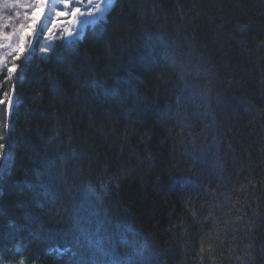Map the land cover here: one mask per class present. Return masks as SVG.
<instances>
[{
  "label": "trees",
  "instance_id": "obj_1",
  "mask_svg": "<svg viewBox=\"0 0 264 264\" xmlns=\"http://www.w3.org/2000/svg\"><path fill=\"white\" fill-rule=\"evenodd\" d=\"M112 4L0 72V264H264V0Z\"/></svg>",
  "mask_w": 264,
  "mask_h": 264
},
{
  "label": "snow or ice",
  "instance_id": "obj_2",
  "mask_svg": "<svg viewBox=\"0 0 264 264\" xmlns=\"http://www.w3.org/2000/svg\"><path fill=\"white\" fill-rule=\"evenodd\" d=\"M48 2L49 0H34L33 3H24L23 0H6V2L3 5L4 8H15L19 6L20 8H26V9L30 8L32 9V11L30 14L27 11L24 12L25 18L29 21L27 24L21 23L19 27L14 28L11 33H7V32L0 33V36H2L4 40L9 41L7 45L0 44V48L2 47L13 48L11 44L12 37L14 35H17V33H19V41L13 48V51L16 53L15 59L19 60L20 57L25 52L26 39L29 36H31L33 33L37 32V25H40L38 35H42L45 27L50 22L52 26L47 28V31L49 32V34H51L53 28H56L57 26V21L49 20L42 22V17H44L45 15V9L48 7ZM62 2L64 3L65 7H68L69 0H62ZM73 2L77 5L83 6L87 10L82 11L81 7H72L69 13L57 9L55 11V16L57 18H60V17L68 16L70 14V16L72 17L70 23L77 25V24L85 23L84 20L85 17H94L97 15V13L102 12V9L100 8L99 4L96 3V0H87L86 4H85V0H73ZM48 11L49 13H51L52 9L49 8ZM4 19L10 21L12 20V17L0 16V20H4ZM28 29H32V32H29ZM74 35L75 33H73L72 31H69L67 33V37H72ZM44 51L47 52V49H44ZM0 64H3L2 59H0ZM4 71L7 73L5 84H9L11 83L13 74L17 72V65L13 63L10 67H5ZM15 95H16L15 84H11V87L7 91H4L2 95H0V106H3V108L0 109V114H2L5 118L10 116L12 112V109L14 107ZM3 147L4 145H0V148ZM205 251L206 249L202 245L200 252L204 253ZM20 264H24V261L21 260Z\"/></svg>",
  "mask_w": 264,
  "mask_h": 264
},
{
  "label": "rangeland",
  "instance_id": "obj_3",
  "mask_svg": "<svg viewBox=\"0 0 264 264\" xmlns=\"http://www.w3.org/2000/svg\"><path fill=\"white\" fill-rule=\"evenodd\" d=\"M114 0H96V3L99 4L100 8L102 9V12L97 13L96 16L94 17H85V23L83 24H77L74 25L72 23H70V21L72 20V17L70 16V14L68 16H64V17H60L57 18L55 16V11L57 9L61 10V11H65V12H69L72 7H81L82 11L83 10H87L85 9L83 6L81 5H77L73 2V0H69V5L68 7H65L64 3L62 2V0H50L48 2V6L50 9H52L51 13H47V20H56L57 21V26L56 28H53L52 33L49 34V32L47 31V28L51 27V23L49 22L47 24V26L44 29V32L42 35H39V47H38V51L40 52V54H45L47 53L49 50V47L51 46L52 42L55 40L54 38L62 36L63 33H65L66 31H72V27L74 28V30L72 31L74 32H78L80 33V30L84 28V26L87 23H91L94 21H98V20H102L103 18H105V14L108 12V10L112 7V3ZM6 2V0H0V16H11L12 20L8 21L6 19L4 20H0V33L3 32H7L9 33V31L5 30L6 28L11 30L14 28H18L19 25L21 23L27 24L29 21L25 18L24 16V12L27 11L29 14L31 13L32 9L28 8H20L19 6L15 7V8H4L3 5ZM24 3H33L34 0H23ZM87 3V0H85V4ZM16 23V25L11 26L12 24ZM6 25V26H5ZM29 32H32V29H28ZM17 35L19 36V33H17ZM17 35H14L12 37V44L15 47V45L18 43L19 41V37ZM33 35V34H32ZM31 36H29L28 38L30 39ZM67 35V34H66ZM0 44H4L3 38H0ZM26 44V43H25ZM29 46V45H28ZM27 46V48H28ZM3 49V50H2ZM4 49L5 50H10L11 48L8 47H2L0 48V59L3 60V64H0V72L2 69H4L7 65V62L11 59L12 55L15 53L12 50L9 51L8 56L6 57L5 53H4ZM26 49V48H25ZM44 49H47V52L44 51ZM27 50V49H26ZM27 53V52H26ZM16 56V53L13 55L12 57V61H14ZM6 58V59H5ZM8 59V60H7Z\"/></svg>",
  "mask_w": 264,
  "mask_h": 264
},
{
  "label": "water",
  "instance_id": "obj_4",
  "mask_svg": "<svg viewBox=\"0 0 264 264\" xmlns=\"http://www.w3.org/2000/svg\"><path fill=\"white\" fill-rule=\"evenodd\" d=\"M50 1V0H49ZM48 9H49V6L45 9V15L44 17H42V22L43 21H46L47 20V13H48ZM39 28H40V25H37V32L36 33H33L32 37L30 38V43H29V46L27 48V53H26V58L29 57L31 55V53L33 52V48L35 47L36 43H37V38H38V33H39ZM14 103H15V97H14ZM13 110H14V107L12 109V112L10 114V116H8V123L10 122L11 120V115L13 113Z\"/></svg>",
  "mask_w": 264,
  "mask_h": 264
}]
</instances>
